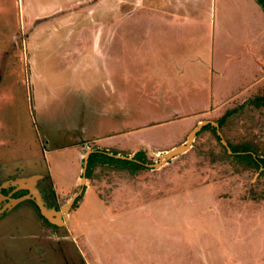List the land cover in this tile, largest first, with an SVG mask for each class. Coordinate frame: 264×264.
Instances as JSON below:
<instances>
[{
    "label": "rangeland",
    "instance_id": "374dc122",
    "mask_svg": "<svg viewBox=\"0 0 264 264\" xmlns=\"http://www.w3.org/2000/svg\"><path fill=\"white\" fill-rule=\"evenodd\" d=\"M88 3L0 0V183L40 174L57 211L83 185L63 225L29 200L0 216V264H264V173L230 148L264 155V12L255 0H97V57L77 51ZM204 46L205 92L187 102L167 61ZM120 100L141 105L120 120L136 129L97 141L113 124H95L123 116ZM202 120L215 130L161 163ZM138 139L146 168L97 163L81 178L89 149L128 156Z\"/></svg>",
    "mask_w": 264,
    "mask_h": 264
},
{
    "label": "crops",
    "instance_id": "0c3cea01",
    "mask_svg": "<svg viewBox=\"0 0 264 264\" xmlns=\"http://www.w3.org/2000/svg\"><path fill=\"white\" fill-rule=\"evenodd\" d=\"M187 1L188 0H186V2ZM98 5H99V3H97V0H89L88 6L90 7L91 10H88V11L84 10V13L82 14V17H84L85 19H88V20L84 21L85 24L80 26V27H83V28L87 27L88 28V34H91V36L90 37L86 36L87 41L85 43L81 42L82 45L80 46L81 47L80 50H79V48L77 49V51H80V53H82L83 51H86V50H89L91 52H95L97 57L99 54V49H98L99 42L95 40V34L94 33L97 34V36H96V38H97L98 34H99V27L96 28V26L94 25V21H97L96 18H94V17L96 16L95 11H97ZM82 10L83 9L80 10L81 13H82ZM89 11H90V13H88ZM113 16H115V11L113 13ZM158 16L160 17L161 15L158 14ZM110 25L111 24L108 25V31H107L108 35H110V33L113 32L112 31L113 28H111ZM93 26H95L96 29L91 32V27H93ZM156 29L159 30L158 27H156ZM112 41L113 40H108L107 47H109V46L114 47L115 46V42L114 41L112 42ZM160 42H161L160 46L166 44V41L163 38H160ZM173 45L178 48L177 44H173ZM136 46H138V45H136ZM159 51H160V49H159ZM207 51H208V49L205 46L203 47L202 51L196 50V49H191V50L189 49L188 51H185V52H182L179 54L175 53V51H173L171 53L172 55L170 56V60L167 61L168 65H172V66L174 65L173 66L174 69H173V73H172L173 74L172 75V83L175 80L177 81V84L175 83V85L178 86V90L182 91L181 93L183 95V98L185 100H187V102L191 99L188 98V96H185L186 94L190 93L192 95L193 93H195L196 95H200V94H203L205 92L206 87L203 83H201L199 81L200 79L197 77V70L201 69V68L203 70L204 68H206V62L209 59V56L206 55ZM112 59L113 60L115 59V53L107 52L106 53V65L107 66H110L112 64ZM124 59H127V57H124ZM140 60H141V58H139V57L136 58V60L134 59L135 62L140 61ZM154 61H155V65L167 64L166 62H164L162 53H161V55H156ZM140 62H138V63L141 64ZM128 65H135V64H131V62H130ZM197 65H199V67H197ZM175 67H176V70H175ZM107 70L109 71V75L111 76L110 68H107ZM124 78H126L125 75H124ZM188 84H189V86H188ZM186 87H188V88H186ZM173 95H170V97H172ZM178 97L179 96L176 95V98H178ZM170 102L173 103L175 101H173V100L168 101L167 100L166 106H164V105H162V106H164L166 108H168L169 106L174 107L175 105L170 104ZM118 103L121 105V109L123 110L122 111L123 116L120 117V115L119 116L113 115L111 117L112 119H110L108 121H104V124H103V122L101 123L99 121L100 119H98L97 121H99L100 123L95 124V125H100L101 127L103 125V128H106V129H107V127L110 126V124H113V125H112L111 129L108 128V132H107V130H104L105 134H103L97 141H101L103 139H106L111 133H116L118 135H128L131 133L130 130L132 128L133 129L135 128V127H132L128 124L126 125V124L120 123V120L125 119L127 121V119L131 118V121H132L133 116L131 115L130 112H132L134 109H140L141 105L139 103H137L131 109L130 108L131 105L127 106L128 104L123 103L122 100H120ZM162 109H163V107H162ZM107 116H110L109 112H107ZM94 126H92L91 122H88L87 124L84 123V125H82V127H81L80 132L86 133L87 131H91V130H93ZM106 133H107V135H106ZM83 143L85 144V140H83ZM138 144L140 146L139 147L140 149L147 150L146 145H148V144L145 141H143L142 139H138ZM94 148L104 149V150L110 152L109 146H105V148H101V147H94ZM137 150H139V149H137V148L130 149L129 151L132 154L128 155V156H132L135 153V151H137ZM85 203H83V205H85Z\"/></svg>",
    "mask_w": 264,
    "mask_h": 264
},
{
    "label": "trees",
    "instance_id": "16d2710c",
    "mask_svg": "<svg viewBox=\"0 0 264 264\" xmlns=\"http://www.w3.org/2000/svg\"><path fill=\"white\" fill-rule=\"evenodd\" d=\"M255 2L259 5L260 9L264 12V0H255ZM226 117V114L220 118V121ZM218 122V125L220 124ZM211 124L207 123L201 127L203 130L206 127H210ZM213 130H215V126H211ZM250 146L248 145H237L230 147L231 154L237 157L240 160H243L246 164L253 166L257 171L260 170V173H264V155L260 156L253 150H250ZM122 163L120 166L132 165L133 169L139 170L147 167V158L146 153L144 150L140 149L135 151V153L131 156V158H121L116 157L113 154H109L108 151L104 149H93L87 159V169L88 170L93 168L94 165L97 163ZM125 167V166H124ZM77 200V199H76ZM75 204V203H74Z\"/></svg>",
    "mask_w": 264,
    "mask_h": 264
},
{
    "label": "water",
    "instance_id": "95a60500",
    "mask_svg": "<svg viewBox=\"0 0 264 264\" xmlns=\"http://www.w3.org/2000/svg\"><path fill=\"white\" fill-rule=\"evenodd\" d=\"M208 121L207 120H202L199 123H197V125L189 132L188 136H187V141L184 144H179L167 151H165L164 153L158 155L161 159L162 162L161 163H165L167 162V159L172 158L174 156H176L179 153H182L184 151H186L190 145V141L193 139V137L195 136L196 132L199 131L201 129V127L206 124ZM219 133V132H218ZM92 150H88L86 155L83 157V173H82V179L85 178L84 175V171L85 168L87 166V159H88V155ZM116 157H121V158H131V156H119V155H114ZM38 177H40L39 175H32L30 177L27 178H20L17 179V181L19 182H26V183H33L35 181V179H37ZM83 191V185H81L80 189L78 190L77 193H75L70 201L64 205L63 207L60 208L59 211L57 210H53V209H48L43 205V202L41 200V197L39 196V194L33 190V194L35 196V204L38 208L39 213L49 222H51L52 224L55 225H63L68 217V210L71 207L73 201L75 200V198ZM22 200V199H20ZM18 201V200H16ZM62 214V216H61Z\"/></svg>",
    "mask_w": 264,
    "mask_h": 264
},
{
    "label": "flooded vegetation",
    "instance_id": "af4514ba",
    "mask_svg": "<svg viewBox=\"0 0 264 264\" xmlns=\"http://www.w3.org/2000/svg\"><path fill=\"white\" fill-rule=\"evenodd\" d=\"M33 175H37V174H33ZM38 175L40 177L35 179L33 183L19 182L17 181V179H12V180L9 179V180L2 181L0 183V216H2L7 211L14 208L18 203H20L23 200L25 201L29 200V201L35 202V196L32 192L33 190H35L39 194L43 202V205L46 208L57 210L56 205L55 206L53 204L48 205L46 204L45 200L42 198L43 190L40 188L39 180H41L43 176L40 174ZM24 178H27V177L25 176ZM46 188L47 186L44 189V193H46Z\"/></svg>",
    "mask_w": 264,
    "mask_h": 264
}]
</instances>
